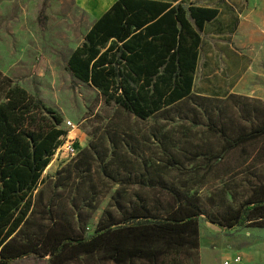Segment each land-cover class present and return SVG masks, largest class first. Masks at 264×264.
Segmentation results:
<instances>
[{
  "label": "rangeland",
  "instance_id": "rangeland-1",
  "mask_svg": "<svg viewBox=\"0 0 264 264\" xmlns=\"http://www.w3.org/2000/svg\"><path fill=\"white\" fill-rule=\"evenodd\" d=\"M88 28L72 0H0L1 74L53 108L63 119L64 141L74 139L77 150L73 158L56 153L41 174L29 232L38 236L53 219H61L73 231L90 234L114 195L119 201L154 200L162 184L197 196L206 211L236 207L251 179L237 171L239 149L218 158L225 140L216 130L223 127L231 139L249 131L264 120V99L232 94L231 83L210 76L226 69L220 54L231 34L214 38L205 32L191 96L141 120L105 103L98 89L66 69ZM194 151L202 155L193 157ZM169 156L178 157L181 165H169ZM145 177L160 183L152 187ZM198 231L199 264H222L236 253L242 260L230 264H264V228L220 227L201 216ZM10 264L51 263L48 256L31 254ZM60 264L114 263L104 251H95Z\"/></svg>",
  "mask_w": 264,
  "mask_h": 264
},
{
  "label": "trees",
  "instance_id": "trees-1",
  "mask_svg": "<svg viewBox=\"0 0 264 264\" xmlns=\"http://www.w3.org/2000/svg\"><path fill=\"white\" fill-rule=\"evenodd\" d=\"M217 14L216 7L182 2L116 0L69 54L66 69L98 89L105 103L144 120L191 96L200 32ZM0 89V264L31 254L60 264L95 251H104L114 264H199L201 216L220 227L264 228L263 120L234 139L223 127L216 130L225 140L218 158L239 149L237 171L251 179L236 207L206 211L197 196L162 184L154 200L119 201L114 195L90 234L73 231L61 219L38 236L30 233L41 174L67 131L53 108L11 85L1 72ZM180 161L169 156L167 162L180 166ZM143 181L152 187L160 183L151 177Z\"/></svg>",
  "mask_w": 264,
  "mask_h": 264
},
{
  "label": "crops",
  "instance_id": "crops-1",
  "mask_svg": "<svg viewBox=\"0 0 264 264\" xmlns=\"http://www.w3.org/2000/svg\"><path fill=\"white\" fill-rule=\"evenodd\" d=\"M115 1L72 0V3L83 11L91 27ZM160 1H168L172 5L182 2L216 7L217 16L206 22L200 32L201 46L195 74L200 62L203 34L208 32L214 38L231 34L230 41H225L224 52L220 54L226 69L220 68L219 72H212L210 76L218 75L219 82L231 83L227 88L232 94L247 93L252 98L264 99V0Z\"/></svg>",
  "mask_w": 264,
  "mask_h": 264
},
{
  "label": "built area",
  "instance_id": "built-area-1",
  "mask_svg": "<svg viewBox=\"0 0 264 264\" xmlns=\"http://www.w3.org/2000/svg\"><path fill=\"white\" fill-rule=\"evenodd\" d=\"M67 126L70 128H73L75 125L72 124L71 122H67ZM74 139L73 140H66L62 142L55 151L56 153L61 152L62 154H65L66 156L73 158L77 154L76 147L74 145ZM242 260V255L236 253L232 258H226L225 260L222 261V264H230V263H238L239 261Z\"/></svg>",
  "mask_w": 264,
  "mask_h": 264
},
{
  "label": "bare ground",
  "instance_id": "bare-ground-1",
  "mask_svg": "<svg viewBox=\"0 0 264 264\" xmlns=\"http://www.w3.org/2000/svg\"><path fill=\"white\" fill-rule=\"evenodd\" d=\"M51 165H52V164H51V163H49V164H48V166H47V168H49Z\"/></svg>",
  "mask_w": 264,
  "mask_h": 264
}]
</instances>
